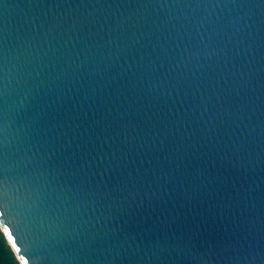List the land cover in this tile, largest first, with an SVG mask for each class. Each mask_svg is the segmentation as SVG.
Here are the masks:
<instances>
[{
    "label": "water",
    "instance_id": "water-1",
    "mask_svg": "<svg viewBox=\"0 0 264 264\" xmlns=\"http://www.w3.org/2000/svg\"><path fill=\"white\" fill-rule=\"evenodd\" d=\"M0 173L20 264H264V2L0 0Z\"/></svg>",
    "mask_w": 264,
    "mask_h": 264
},
{
    "label": "snow or ice",
    "instance_id": "snow-or-ice-1",
    "mask_svg": "<svg viewBox=\"0 0 264 264\" xmlns=\"http://www.w3.org/2000/svg\"><path fill=\"white\" fill-rule=\"evenodd\" d=\"M262 2H264V0H262ZM5 191H6L5 181L3 179L2 173H0V206H2L4 203ZM3 216L4 213L0 211V217ZM10 227H11L10 222H6L0 219V252H2V248H3V233L9 232V234H11ZM25 255H27V253H25ZM21 264H27V260L22 261Z\"/></svg>",
    "mask_w": 264,
    "mask_h": 264
},
{
    "label": "trees",
    "instance_id": "trees-1",
    "mask_svg": "<svg viewBox=\"0 0 264 264\" xmlns=\"http://www.w3.org/2000/svg\"><path fill=\"white\" fill-rule=\"evenodd\" d=\"M0 264H20L7 239L5 238L4 233L3 248L2 252H0Z\"/></svg>",
    "mask_w": 264,
    "mask_h": 264
}]
</instances>
